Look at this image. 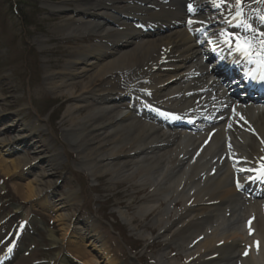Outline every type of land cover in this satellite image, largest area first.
I'll return each instance as SVG.
<instances>
[{
  "label": "bare ground",
  "instance_id": "1",
  "mask_svg": "<svg viewBox=\"0 0 264 264\" xmlns=\"http://www.w3.org/2000/svg\"><path fill=\"white\" fill-rule=\"evenodd\" d=\"M167 1L181 2L85 0L70 10L69 22L55 28L65 43L90 41L93 36L99 42L85 43L75 53L53 50L47 54L67 57L65 64L59 60L50 63L51 68L44 72L49 91L70 102L61 120L62 132L70 138L72 151L77 152L78 163L89 178L98 183L108 178L110 189L124 184L134 188L125 210L120 208L124 203H118L116 214L144 243L154 236L160 241L162 248L151 257V264H264V178L257 179V171H248L264 164V110L253 108L252 112L228 105L224 96L207 93L218 85L215 81L207 84L204 76L213 73L203 63L212 52H218V64L233 59L221 33L235 34L236 19L240 26L243 22L251 25L254 11L264 16V0H243L240 16H234L236 0H192L186 18L185 11L170 10ZM49 9L51 13L62 10L58 6ZM128 18L157 27L152 32L133 29L111 34ZM204 28L206 32L197 35ZM257 29L264 31V25L260 22ZM260 33L246 32L245 37L264 38ZM124 47L128 49L121 50ZM188 59L193 63L188 65ZM88 72L91 76L83 82L81 78ZM190 78H195L188 95L191 101L183 104L187 98L180 92L173 107L171 95ZM113 96L121 104L109 105ZM155 103L167 111L177 106L179 111H187L193 120L191 131L160 128L163 122L151 115L142 117L153 124L135 120L137 104ZM117 107L127 112L123 114ZM9 127L6 131L11 137L0 133V176L18 179L13 189L22 206L39 201L56 215L53 221L58 227L46 230V236L58 250L48 264H119L118 253L108 245L110 237L103 228L91 219L75 216L81 200L76 192L56 195V199L48 195L47 201H40L44 191H55L48 171L51 163L58 165L56 159L44 157L37 163L24 159L25 155L4 159L3 155L11 158L21 149L39 156L43 152V146L37 150L29 144L36 127ZM29 128L31 135H27ZM14 144L19 148L11 149ZM249 175L255 177L245 184L241 176ZM244 185L254 190L261 187V198L244 196L239 192L241 186L246 191ZM140 192L145 196L136 206ZM19 214L23 219L30 216L27 209ZM2 240L0 246L6 238Z\"/></svg>",
  "mask_w": 264,
  "mask_h": 264
},
{
  "label": "rangeland",
  "instance_id": "2",
  "mask_svg": "<svg viewBox=\"0 0 264 264\" xmlns=\"http://www.w3.org/2000/svg\"><path fill=\"white\" fill-rule=\"evenodd\" d=\"M84 1L0 0V133L6 132L8 126H34L36 130L32 132L29 128L27 135L31 131L36 137L32 140L33 149L38 150V147L43 146L44 152V156L43 152L39 156L34 154L33 150L26 152L21 149L20 151H25V153H12L11 158L3 156L4 159L11 160L25 155L24 159L33 160L34 163L44 157L47 161L56 159L58 165L50 162L52 165L48 171L51 183L55 187V193H57L54 199H56V195L75 194L76 192L81 200L77 205L75 216L81 220L91 219L103 228L110 237L108 245L115 248L114 250L118 253L120 264H151V257L157 255L162 248V245H159L160 241H155L154 236L144 243L131 230L128 223L122 221L116 214L118 203H124L120 208L125 210V202L132 196L134 188L124 184L119 185L116 190L110 189L108 188V178L98 183L82 171L83 168L76 157L77 152L72 151L73 146H71L70 138L62 132L61 120L70 102H64L58 98L60 96L57 93L49 91L48 85L44 81V72L51 68L50 63L59 60L65 64L67 61V57L48 56V52L58 50L75 53L81 50L85 43H99L94 36L90 41L80 40L65 43L63 36L55 32V28L59 24L69 22L70 10L75 6L83 5ZM53 6L61 7V12L51 13L49 8ZM130 20L128 18L119 28L112 29L111 34L120 33L124 29H136L135 24ZM53 30L55 33H52ZM49 39H54V41H48ZM123 49L128 48H121V50ZM90 76L91 73L88 72L83 75L81 80L86 82ZM127 92L128 90L124 93ZM119 102L113 96L109 105L118 106L121 104ZM136 109L139 115L135 120L152 123L147 117L140 116V113L145 115L148 114V111L143 110L141 106ZM89 111L91 112V109ZM118 111L123 114L127 112L125 108H118ZM10 133L7 132L6 138L12 136ZM29 144H31L30 141ZM12 148L14 146H11ZM40 169L43 167L40 166ZM25 172L26 170L23 173ZM17 180L12 175L7 178L0 176V235L10 233L11 226L22 221L20 219L22 216L13 214L12 210L16 204L19 206L24 204L13 189V184ZM115 193L118 195L114 197ZM144 196L141 192L136 194L134 205L137 206ZM40 198L44 201L47 199L44 194ZM30 204L31 207L28 204L22 208L32 214V225H29L28 229H34L36 232L34 235L37 234L40 240L33 238L34 235L27 237L32 242L24 241V245L29 250L24 254V260L27 259L28 264H41L38 263L39 260L49 261L57 251V249H53L54 246L49 244V239L44 231L46 229L56 230L58 224L53 221L56 215L51 210L40 207L38 202ZM134 208L129 210L130 215L134 213ZM38 218L44 220V226L33 222ZM140 226L142 227V225ZM170 250L174 251V248L172 247ZM22 253L24 252L15 255L11 261L12 264H25V262L19 263L18 260ZM170 257L171 255L167 258Z\"/></svg>",
  "mask_w": 264,
  "mask_h": 264
},
{
  "label": "snow or ice",
  "instance_id": "3",
  "mask_svg": "<svg viewBox=\"0 0 264 264\" xmlns=\"http://www.w3.org/2000/svg\"><path fill=\"white\" fill-rule=\"evenodd\" d=\"M221 3H224V0H221ZM236 4H242V0H236ZM219 6V5H218ZM189 10H192V6L189 5ZM242 15L241 12H237V16ZM261 22H264V16L260 17ZM245 23V29L251 30V25ZM221 35L224 37L223 42L228 45L230 51L238 53L241 57L246 59L250 63H255L262 70L259 79L264 81V38L257 37H245L240 34L224 33ZM260 37H264V33L259 34ZM255 78V77H253ZM248 171H257V179L264 178V164L261 165L259 170L253 169ZM239 181L237 182V187H239ZM251 223V222H249ZM251 231V229H250ZM259 242H257V247ZM247 255V252L245 253Z\"/></svg>",
  "mask_w": 264,
  "mask_h": 264
}]
</instances>
